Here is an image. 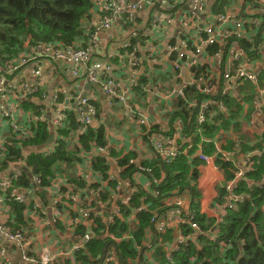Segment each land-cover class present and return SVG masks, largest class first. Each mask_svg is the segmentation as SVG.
Segmentation results:
<instances>
[{
  "label": "trees",
  "instance_id": "obj_1",
  "mask_svg": "<svg viewBox=\"0 0 264 264\" xmlns=\"http://www.w3.org/2000/svg\"><path fill=\"white\" fill-rule=\"evenodd\" d=\"M229 1L216 0L210 8L212 14L222 13ZM92 9V0H0V64L5 65L15 61L14 59L30 53L37 45L75 49L86 47L89 43L91 29H86L84 24L86 22L89 24L93 19ZM257 17L263 18V16ZM124 21L130 24L127 20ZM252 27H245L246 33L253 34L251 39L231 36L224 42V49L218 48L215 44L208 46L204 53L213 57L219 52L224 62L229 48L236 43L244 51L246 57L261 59L259 45L264 42V39L261 36V30L251 29ZM135 44L136 40L131 38L126 49H140V46H135ZM188 44L191 45L190 40ZM122 50L120 53L124 59L125 53ZM134 56L136 59L141 58L140 53H134ZM169 58L172 64L175 55L170 54ZM138 61L144 66L149 65L146 59ZM109 62L117 66L120 63V57H112ZM198 73L200 75L202 71ZM262 79L260 77L259 81L261 82ZM172 80L173 78L170 79ZM161 82H165L164 77L154 78L153 75L148 77L142 73L136 82L137 86L132 88L130 94L133 93L134 98L142 99L147 97L145 90L148 87ZM247 87L251 92L250 96L243 94L244 88ZM256 89L255 85L245 84L238 89L239 91L237 90L239 98L234 92L226 95H220L218 92L211 97L201 93L195 86H189L185 91L184 99L178 98L173 101L172 111L167 114V132L161 133L160 131L159 133L158 126L149 130L140 128L143 139L147 142V136L151 134L164 137L172 135L176 123V130L180 133V140L177 143L181 144L183 139L189 138L192 146L187 148L188 144L185 142L183 149L186 152H182L170 163H164L158 156H155L148 144L147 154L155 157L152 160H141L139 163L151 170L150 175L143 176L147 177L150 188L156 189L159 195L151 197L139 186V193L132 196L127 206L120 208V217L116 218L110 226H104L101 218L97 217L93 218L91 227H78L75 235L93 231L94 238H91L84 249L74 253L70 260L64 259V263L104 264L102 256L106 250L112 248L118 264H127L128 261H137V264H169L168 257L171 264H264V132L254 145H248L249 143L242 145V151L250 161V171L244 177L245 179L234 184L231 190L227 188L226 183L233 181L236 167L224 162L220 155L215 157L214 164L224 172L226 180V183L224 182L225 184L217 190L218 198L215 208L219 210L218 218L208 220L205 216L198 214L200 192L197 189L199 177L197 166L203 162L197 158V151L201 150L204 155L212 156L216 151L213 143L219 134L227 133L231 129L239 131L240 120L246 122L250 120L252 112L250 105L254 99L253 96H256ZM39 100H41L39 92L19 100L22 109L29 110L34 120L29 123L28 135L25 137L8 128L9 133L4 138L5 156L2 162L3 167L6 168L9 163H18L23 160L25 167L41 179L40 187L45 188L52 185L56 174H61L65 169L74 166L75 160L80 161L78 155L81 151L90 153L94 147H106L107 144L103 126L99 125L95 129L86 128L82 134H78V117L72 110L67 112L66 123L63 127L54 132L55 140L49 155L43 156L41 152L43 149L40 150V148L45 145L51 132L47 122L36 119L40 116V109L43 108ZM64 100L60 95L59 102L65 103ZM209 101L222 104L223 111L218 105L209 106L205 113V122L198 127L196 117L200 106ZM189 102L195 103V107L188 109ZM93 105L98 108L99 114L102 109L95 103ZM178 120L180 122H176ZM198 130L201 135H194ZM232 147H234L233 142H228L223 150H231ZM34 149L37 150L34 151ZM108 151V158L114 157L115 165L122 167L118 179L124 183L129 182L130 187L137 186L134 180L135 175L138 174L137 165L129 164L130 160L137 159V155L129 152L121 157V153L115 149H108ZM23 152L26 153L25 157L22 155ZM91 159L92 171L100 173L102 179L107 180L109 165L106 158L92 155ZM20 179L14 187L30 186V181L26 176ZM66 182L70 186L69 188L65 185L61 186L62 191L84 195L82 191L85 189L100 190V201L108 198L109 188H113L116 184L108 181L107 187L103 188L100 184L89 183L90 185H87L84 179L70 178L68 175H66ZM11 192L10 188L0 191V194L3 195V202L11 212L9 219L13 220L7 223L11 229L16 231L27 225L24 217L27 208L12 201ZM231 195L238 197V201L234 203V210L227 207ZM174 197H183V199L186 197V208L176 209V213L185 221L191 213H194L192 223L197 229L192 228L188 223H177L176 227L168 231L166 235L160 236L162 245L164 242L171 243L172 235H176L178 231L183 238L182 242H176V248L171 251L162 250L156 247L158 238L155 230V216L160 218L162 216L165 222L169 216L167 211L171 207L166 206L165 202ZM42 199H45L43 195ZM142 204L145 207L143 210L140 209ZM94 205L95 202H93ZM130 223L134 224L133 229ZM60 227L57 224L55 228L62 229ZM106 229L113 236L114 241L111 240L112 238H103L101 231ZM127 235L131 237L125 238ZM147 235V241H150V244L145 246L143 242Z\"/></svg>",
  "mask_w": 264,
  "mask_h": 264
},
{
  "label": "built area",
  "instance_id": "obj_2",
  "mask_svg": "<svg viewBox=\"0 0 264 264\" xmlns=\"http://www.w3.org/2000/svg\"><path fill=\"white\" fill-rule=\"evenodd\" d=\"M92 0L94 12L93 22L89 23L91 25V32L89 34V43L84 48H61V47H51L44 45H37L30 53L23 55L18 58L17 61H11L5 65L0 64V100L5 101L10 97H16V100L24 99L29 95H34L36 93L41 94V99L44 98V91L40 89L41 82H36L32 84L24 83L22 86H16L15 83H8L5 78H9L18 71L21 67L27 66L28 63L34 62V59L41 57L44 60L58 61L61 64H67L71 67L70 75L74 79H82L89 86L98 88L101 95L105 101L108 108L113 106H127V99L132 92V88L137 86V80L139 73L135 69L129 74L128 84L123 88V84L120 82H114L111 77V71L113 65L109 61H98L95 58V54L98 48V35L100 32H107L111 29L114 21L120 18L121 22L126 23L132 21V17L135 13L139 12L140 9L144 7H163L168 5V0ZM254 5L247 4L243 12L237 11L236 7H230L226 11L220 13L214 17V23L218 25L216 31V25H209L203 29H192L194 31L187 34V36L192 37L191 39L183 40L181 44L169 45L167 47L170 54L175 55V60L171 64L172 72L176 73V82L170 86L162 85L157 83L151 85L145 91L146 93L152 92L155 97L160 101L176 100L178 98L184 99L185 91L189 86L196 85V89L200 90L201 93L211 96L216 95L218 92L220 95H226L237 91L242 85L251 83L257 86L256 97H264V89L262 87L263 81H259L260 69L256 59L243 56L241 53H233L227 59L229 62H233L234 67L230 68L225 62V69L222 71V75L218 76L205 73L204 65L208 66L204 60L205 49L208 46L217 44V40L223 43L229 37L233 36L235 38H242L243 34L246 33V26H255V28L261 27L262 22L261 17L263 16V9L259 8L258 11H253ZM264 7V0L261 3ZM187 7L190 16L194 19L196 23L200 19H204V14H206V7L203 0H188ZM153 23L157 26H162L167 28L171 26V20L160 22L157 19H153ZM187 20L184 23V30H190L188 27ZM225 26H230L232 29L225 28ZM257 30V29H255ZM182 33V32H181ZM180 33V39H181ZM183 35H186L183 33ZM261 36L264 39V30L261 32ZM190 40L191 45L188 44ZM259 52L261 53V60H264V42L259 45ZM135 48H132L130 53H127L126 57L120 58V63L116 66L119 68L124 67L126 63H129L133 68L136 67V61L138 59L134 56ZM31 57V58H30ZM214 57H220V53L217 52ZM146 60L153 65L157 64V57L152 53L145 57ZM215 59V58H214ZM244 60V61H243ZM240 61V62H239ZM242 61V62H241ZM202 64L203 66H199ZM236 65V67H235ZM203 70L204 73L200 76H195L196 72ZM14 76V75H13ZM185 78L188 80L185 81ZM210 78L214 79L213 81ZM221 79V80H219ZM97 85V86H96ZM166 87V88H165ZM164 88V89H163ZM163 89V90H162ZM216 92H215V91ZM214 95V96H215ZM59 93H55L51 98V103L48 108L40 109V116L37 117L38 120L42 122H47L51 130L55 132L58 128L63 127L66 123L67 112L74 111L77 114L79 123L78 134H82L86 128L92 127L96 128L100 125L98 108L93 105L96 99L93 95L87 97H79L76 100V105L74 109H68L67 106L59 102ZM68 99L65 95V103ZM218 105L219 109L223 111V105L219 102H204L201 104L199 112L196 117L197 126H201L206 119V111L209 106ZM195 107V103L189 102L187 104L188 109ZM16 110V105L12 106H1L0 111L4 120L9 121V126L14 133L24 135L27 133L25 130L18 126L13 118L14 111ZM128 115L134 120V123L138 127H144L149 130L158 124L155 123L154 119L150 118L144 111H139L138 109H132ZM97 120V125L95 127V122ZM157 131L160 133L161 128L158 127ZM28 135V133H27ZM194 135H201L198 130ZM193 135V136H194ZM148 143L153 150L155 156H158L164 163H170L179 157L182 152H186L183 149V144L186 142L187 148L192 146L191 140L183 139L181 144L177 143L180 140V133L174 127V132L170 136L162 137L161 135L151 134L147 136ZM108 147H97V153L104 154L103 156H109ZM113 149V148H112ZM216 151L212 156H206L201 150L197 151V158L203 162L205 166L210 167L213 171H219L220 169L215 166V157L220 155V158L227 163H231L236 170L234 172V178L232 182L226 183L228 189H232V186L238 181L244 180L246 174L250 171L249 159L245 156H237V150L224 151L219 147H215ZM51 147L42 150L44 156L49 155ZM116 150V149H115ZM111 163L115 165L116 160L110 158ZM129 164L137 165V170L139 176L151 174L149 168H144L140 165L137 159L129 161ZM117 173L115 176L109 175L107 180L110 182H115L113 188H109L108 198L100 201L99 195L100 190L90 189L85 191L84 195L77 193H71L70 191H62L60 187L52 185L47 191L48 197L47 204H42L40 197L35 198L29 193V190L13 195L12 201L25 204L31 202L34 209L39 212L41 216H47L50 218L52 224H58L61 226V236L62 238H56L47 233L46 239L49 244L46 247L40 246L41 235H37L35 244L26 240L27 233L18 232L10 229L4 223L2 218H0V240L1 243L5 245L14 246L19 251L20 260L23 264H62V258L68 257L73 253L79 252L85 248L87 243L94 238V233L87 232L80 235H75V231L78 227H91L93 223V218H101L104 226H110L116 218L120 217V208L127 206L132 198V196L139 191L140 184L135 178L137 186H131L129 182H122L118 179L119 173L122 167L115 165ZM22 177L20 170L15 173L10 174L9 177L0 181V187L6 191L14 186V184L19 181ZM107 180H101L100 185L103 187ZM34 184L40 185L38 177L34 178ZM128 184L129 187H125ZM107 186L103 187L106 188ZM141 187V186H140ZM40 188V187H39ZM43 190V188H40ZM52 189V190H51ZM147 194L152 197H157L159 192L156 189L149 187V183L144 185L142 188ZM33 198L35 203H33ZM238 201V197L231 195L228 202L229 209H235L234 203ZM93 202L95 205L93 206ZM1 203V202H0ZM66 203V204H65ZM69 203L71 205L69 206ZM170 206L179 210L182 206V199L175 198L170 202ZM70 207V208H69ZM69 209V210H68ZM176 212V211H175ZM72 213V215H70ZM105 213V214H104ZM194 213L189 215V218L185 221L182 220L178 213L169 215L167 220L164 222H159L155 220V230L157 236H161L170 225L174 223L185 224L188 223L192 228H196V225L192 223L194 219ZM31 217L33 218L32 214ZM34 219V218H33ZM35 227H40L43 231L46 228V223L40 222L36 219ZM40 223V224H39ZM52 227V226H51ZM53 228V227H52ZM103 238L113 239V236L108 232V230L101 231ZM46 233L43 232L42 235ZM71 236L75 238V242L71 241ZM58 239L57 243L51 241L50 239ZM111 239V240H112ZM182 237H178V243L182 242ZM61 240V242H60ZM37 250V251H35ZM7 257V256H6ZM8 258V257H7ZM11 260V259H10ZM12 261V260H11ZM104 264H118V259L116 254L113 252L112 248H109L102 258ZM168 263L172 262L169 260ZM0 264H9V261L5 258V252H1L0 248Z\"/></svg>",
  "mask_w": 264,
  "mask_h": 264
},
{
  "label": "crops",
  "instance_id": "obj_3",
  "mask_svg": "<svg viewBox=\"0 0 264 264\" xmlns=\"http://www.w3.org/2000/svg\"><path fill=\"white\" fill-rule=\"evenodd\" d=\"M127 1L132 2L131 0H127ZM187 1L188 0H168V5L165 8L144 7L140 9L139 12L133 15L130 24L121 21H114L109 31L99 33L98 48L95 54V58L97 59H101L102 61L105 62L112 57L121 58L122 57L120 53L121 49H123L122 52L125 53L126 56V53H130L132 49L130 48L129 50H127L126 47L129 46L130 39L134 38L136 40L135 46H140V49H135V53H140L141 56V58H138V60L139 59L145 60L146 57L145 53H152L154 56L157 57L158 60L157 64L155 65L151 64L149 60H147L148 61L147 63L149 65H145V66L142 62L136 61L135 68L130 66L129 63H126L124 67L119 66V68L113 66L110 77L114 82L118 83L121 81V83L123 84L122 87L125 88L126 85L128 84L129 74L132 72L133 69L138 70L137 74L138 72H141L140 75L144 73L148 77L152 75L154 78H159V76L164 77L165 82H161L160 84L166 85L167 87L173 84L172 83L173 81L174 83L175 81H177L176 73L172 72L171 69V61L169 60L170 58L168 54L170 52L168 51L167 47L170 45V43H174V45H176L177 43L178 44L182 43L183 40L180 39L179 36L181 32L187 35L190 32L194 33L192 29H203L206 26L215 24L214 17L217 16L215 14H212L210 10V8L214 5L216 0H203L206 7V14H204L203 16L204 19L202 20L200 19V21L196 23L189 14ZM248 2L249 4L254 5L253 6L254 12L258 11L259 8L264 10V7L261 6L263 0H230L227 6L224 8V11H226L230 7H236L237 11L243 12ZM92 13H93L92 15H94L93 11ZM262 15L263 18H261L260 20L262 24L261 27H259L261 32L264 30V14ZM154 18L159 20L160 22L171 20V26L167 28H163L162 26L159 27L157 26L156 23H153ZM186 20L188 22L187 28H190V30L188 31L183 29ZM92 22L93 19L90 21V23ZM84 26L86 29L91 27V25L88 24V22H86ZM218 27L219 26L216 25V31ZM225 28L232 29L230 26H225ZM254 28L255 26L252 27L251 29ZM252 35L253 34L244 33L242 39H248V37L251 39ZM78 45L80 46V44ZM216 45H218V48L224 49L223 41L220 42V40L218 39ZM233 53H241L243 56H245L244 51L236 43L232 44L231 47L229 48L224 62L222 55H220V57H214V56L211 57L206 54L207 57L205 56L206 58L204 60L206 61V63L209 64L208 65L209 69L205 70V73H209L215 76H218L219 74L222 75V71L225 69V62L228 64L230 68H233L234 67L233 62L231 63L229 62V59H227ZM48 61L49 60H44L39 62L38 64H35L34 62H30L27 64L25 68L21 67L18 71L12 74L11 77L5 79L7 80L8 83H15L16 86L19 85L22 86L24 83L32 84L36 82V80L39 78L37 82L40 81L41 84L38 85H40L39 86L40 89L44 91V98L39 100L43 108L49 107L51 103V98L55 93H59L60 95L63 96L64 99L66 95L68 102L61 104L67 106L68 109L69 108L74 109L76 105V100H79V97H87L89 95H93L97 102V103L95 102V104H97V106H99L100 109L103 108L102 110L103 112L102 114H100L101 117H99V121L100 122L103 121V123L105 124L109 119H111V122H108L106 125L103 126L105 131L106 144H107L106 146L109 149L112 148L116 149L117 152L121 153V157L129 152H133L137 155V161L139 162H141V160H146V159L152 160V158L155 157L152 154L150 155L147 154L148 144H149L148 139L147 142H145L141 134V129L144 127H141L140 129V127L136 126L134 120L128 115V113H130L132 109H138L139 111H143V112L145 111L150 118L154 119L155 123L158 124L157 126L158 127L160 126L162 131L161 133H164L167 132L168 129L167 114L172 111L173 100H168L165 103V101H160L158 98H156L155 97L156 95H154L152 92L146 93L147 97H144L142 99H137L134 98L133 93H131V95L128 96L127 99V106L124 107L120 105L110 109L111 107L110 108L107 107L101 95V92L99 91L98 88L91 87L86 82L82 81V79H74L70 75L71 67L69 65L61 64L60 62L53 60L49 62ZM256 63H258V67L260 69L259 78L260 77L263 78L262 87L264 89V60L258 59ZM201 71L202 73H204L203 70ZM202 73L200 75H202ZM200 75L198 72H196L195 76L198 77ZM171 76L173 78L172 81H170V79H172L170 78ZM187 80L188 79L185 78V81ZM210 80L213 81L214 79L210 78ZM125 83L127 84L124 85ZM247 85L254 86L251 83H248ZM238 91L234 92L235 96H237ZM245 93L248 96H250L251 92L248 90V87L246 89L244 88L243 94ZM214 95L215 94L213 92V95H211V97H213ZM253 97L254 99L250 105L252 107V112L250 113V117H249L250 120L247 122L240 120L241 122H240L239 131H232L231 129L227 133L219 134L213 143L215 147H219L220 149H223V147L226 146L228 142H233L234 147H232L231 150H227V151L237 150L238 153H240L237 156L243 157L245 155H244V151H242L243 148L242 145H246L245 143H249L248 145H254L256 140L258 141V138H260L262 133L264 132V97L261 96H257V97L253 96ZM20 104L21 102L18 99L16 100V97H10L8 100L5 101L0 100V107L3 105L5 106L16 105V110L14 111L13 118L16 124L20 126L21 129L25 130L28 133L27 128L29 126V123L32 120H34V116L29 112V110L24 111L22 109V106H20ZM176 122H180V121L178 120ZM179 124L180 123H178V125ZM175 126L176 123L174 124V127ZM8 128H10L9 121L3 119L0 111V181L9 177L10 174L15 173L20 167H23V169L25 168L27 169V167H25L26 165L23 160L19 161L18 163H9V165L6 168L3 167L2 160L4 159L5 156L4 138L9 133ZM50 132L51 135L49 137L54 138V132L51 130V128H50ZM162 137L164 136L162 135ZM74 139L76 138L74 137ZM54 140L50 145L48 146L44 145L42 148H40V150L41 149L44 150L49 147L52 148L51 145H53ZM96 149L97 148L94 147L90 153H85L84 151H81L78 156L80 159V161L78 162L79 164H76L74 161L73 162L74 166H72L69 169H65L61 174H56L52 184L60 188L61 186L64 185L69 188L70 185L66 184L67 183L66 175L70 176V178L77 177L84 179L85 177H88L86 175L83 176L84 178L82 177L83 172L92 171L91 163L89 165V161L91 159L88 156L100 155L102 157H105L103 156L104 154L97 153ZM36 150L37 149H34V151ZM22 155L23 157H25L26 153L23 152ZM108 163H110L109 160H107V164ZM108 169H109L108 170L109 175H113V176L116 175L117 170L115 167L108 166ZM197 170L199 172V177L197 180V189L200 192L198 214L205 216L208 220L217 219L219 214V210L215 208L216 199L218 198L217 190L219 187H221L223 184L226 183L225 174L221 170L213 171L210 167L205 166L203 163L197 166ZM211 170L214 173H212ZM93 178L94 177H91L89 183L99 184L100 181L103 180L102 178H99L94 182L95 179ZM135 178L142 188H144V185L148 183L146 176H139L136 174L134 180ZM84 181L86 182L87 185H90L89 183H87L85 179ZM107 182L103 187L107 186ZM125 187H129V185L125 184ZM40 188H35L34 190L33 188L32 189L29 188V193L32 194L35 198H37L40 196L39 194L41 191ZM11 189L12 192L10 193V198L13 197V195H17L19 193L26 191L28 187L13 186ZM86 190L89 191L90 189H85L84 191ZM0 191H4V190L0 187ZM137 193H139V191ZM175 198L176 197H174V199ZM179 199H183V197ZM185 199L186 197L182 200L181 207H183V209L186 208L187 206ZM172 200L166 201L165 202L166 206H170L169 204L170 202H172ZM3 201H4L3 195L0 194V202H1L0 218H2L3 223L7 227H9V224L7 222L9 220L10 222H13V220L9 219L11 212L9 210V207L5 205ZM33 203H35L34 198H33ZM21 205H24L27 208V211L24 213L25 214L24 217L26 219L27 225L26 227L23 228V230H25L26 233L28 232V234L26 235V240L30 241L32 244H35V242L36 243L38 242L36 241L37 235H41L40 246L42 247L48 246L49 244L47 243V239H46L47 233L50 234L51 229L55 228L57 224H52L49 217L41 216L39 212L34 209V207L33 209H31L32 206L31 202H27ZM70 205L71 203H69V206ZM171 207L167 211L168 214L172 215L175 213L176 215L175 212L176 208H173V206ZM140 209L141 210L145 209L144 204L141 205ZM31 214L34 219L46 223L45 230L47 231H43V229L40 227H35V220L31 217ZM70 215H72V213H70ZM155 218L159 222H163L162 216L161 218L159 216H155ZM130 227L131 229H133L134 224L130 223ZM175 227H176V223L170 225L162 235H166L168 231H171ZM43 232L46 233L42 235ZM179 236H180V232L178 231L176 235H172L171 243L164 242L163 245H162L161 237L157 236L158 240H156V247L161 248L162 250L171 251L176 248V242H178ZM130 237H131L130 235H127L125 238H130ZM147 239H148V235L145 236V242H143L145 246H148L150 244V241H147ZM71 241L73 243L75 242V238L72 236H71ZM0 248L5 249L4 250L5 258L9 261V264H23L22 261L20 260L19 251L16 247L5 245L1 243L0 240ZM106 252L107 250L105 251V253ZM105 253L103 254V256L105 255ZM73 254L68 257L62 258L63 260L62 264H65L64 259L70 260Z\"/></svg>",
  "mask_w": 264,
  "mask_h": 264
},
{
  "label": "rangeland",
  "instance_id": "obj_4",
  "mask_svg": "<svg viewBox=\"0 0 264 264\" xmlns=\"http://www.w3.org/2000/svg\"><path fill=\"white\" fill-rule=\"evenodd\" d=\"M128 24V23H127ZM181 39L182 40H187V39H189L188 38V36L187 35H183V32L181 33ZM126 55H127V53H126ZM145 55H146V57L147 56H149L150 57V55H151V53H145ZM204 56H206V53H204ZM124 57H126V56H124ZM207 57V56H206ZM31 58V57H30ZM15 61H17V59H14ZM41 61H44V59L43 58H41V57H38V58H36V59H34V63L35 64H38L39 62H41ZM49 61H52V60H49ZM48 61V62H49ZM98 61H101V59H99ZM107 61H109V60H107ZM207 65H209V64H207ZM199 66L201 67V66H203L202 64H199ZM26 67V66H25ZM24 67V65H23V67L22 68H25ZM203 68H205V69H209V67L208 66H206V65H204V67ZM136 71H138V70H136ZM139 73V75H140V73L141 72H138ZM209 74V73H208ZM97 86V85H96ZM195 87H196V85H194ZM214 97V96H213ZM97 103V102H96ZM203 104V103H202ZM115 106H113V107H111L110 109H112V108H114ZM105 108V107H104ZM102 110H103V108H102ZM100 111V113L99 114H97V117H98V115H99V117H101L100 116V114H102V112L103 111ZM134 110V109H133ZM100 122V121H99ZM108 122H111V119H109L105 124L103 123V121H101L100 122V126H104V125H106ZM8 123V122H7ZM78 123H80V121L78 120ZM81 124V123H80ZM98 123H97V120H96V122H95V127H96V125H97ZM99 127V126H98ZM98 127H96V128H98ZM88 128H90V127H88ZM92 128V127H91ZM78 129H79V124H78ZM95 129V128H94ZM27 135V133H25L24 134V137ZM52 147H53V145H51ZM73 150V149H72ZM77 156V154L75 155V157ZM79 156V155H78ZM90 159H91V156H88ZM105 158L107 159V160H109L110 161V163H108V165L109 166H111V167H115V165L114 164H112L111 163V160L107 157V156H105ZM92 160V159H91ZM91 160L89 161V165H90V163H91ZM75 163L76 164H79L78 163V161H76L75 160ZM18 170H20L21 171V173H22V177H21V179L23 178V176H26L27 178H29V180L31 181L30 182V186L28 187V190H29V188L30 189H32L33 188V190L35 189V188H39V186L41 185V179L39 178V176L38 175H34V174H32L28 169H23V167H20V168H18ZM211 172L212 173H214L212 170H211ZM88 176V177H83V176ZM93 175V176H92ZM107 176H109V173H108V175ZM35 177H38V179H39V181H40V185H35L34 184V178ZM82 177L87 181V183H89L90 182V179H91V177H94L93 179H95L94 180V182L97 180V179H99V178H102L101 177V175H100V173L98 174V173H94L93 174V172L92 171H88V172H83L82 173ZM20 179V180H21ZM53 185V184H52ZM51 185V186H52ZM51 186H47V187H45V188H43V190H41L40 191V193L39 194H41L39 197H40V199H41V202H42V204H47V199H46V197H48V195H47V191L45 190V189H49ZM52 190V189H51ZM42 195L45 197V199L43 200L42 199ZM149 195V194H148ZM33 205L31 206V209H33ZM61 228V227H60ZM16 231H18V232H24V233H26V231L25 230H23L22 228H19V229H16ZM49 235H51V236H54V237H56V238H62V236H61V229H59V228H53V229H51V232H50V234ZM51 241H54L55 243H57V241H58V239H54V238H51L50 239ZM60 242H61V240H60ZM5 249H1V252H5L4 251ZM118 262V261H117ZM127 264H137V261H134V262H132V261H128L127 262Z\"/></svg>",
  "mask_w": 264,
  "mask_h": 264
},
{
  "label": "water",
  "instance_id": "obj_5",
  "mask_svg": "<svg viewBox=\"0 0 264 264\" xmlns=\"http://www.w3.org/2000/svg\"><path fill=\"white\" fill-rule=\"evenodd\" d=\"M53 140H54L53 137H49V138L47 139V141L45 142V146L50 145V144L53 142ZM82 192H85V191L83 190Z\"/></svg>",
  "mask_w": 264,
  "mask_h": 264
},
{
  "label": "bare ground",
  "instance_id": "obj_6",
  "mask_svg": "<svg viewBox=\"0 0 264 264\" xmlns=\"http://www.w3.org/2000/svg\"><path fill=\"white\" fill-rule=\"evenodd\" d=\"M115 21H120V18H117Z\"/></svg>",
  "mask_w": 264,
  "mask_h": 264
},
{
  "label": "flooded vegetation",
  "instance_id": "obj_7",
  "mask_svg": "<svg viewBox=\"0 0 264 264\" xmlns=\"http://www.w3.org/2000/svg\"><path fill=\"white\" fill-rule=\"evenodd\" d=\"M190 37V36H189ZM191 38V37H190Z\"/></svg>",
  "mask_w": 264,
  "mask_h": 264
}]
</instances>
